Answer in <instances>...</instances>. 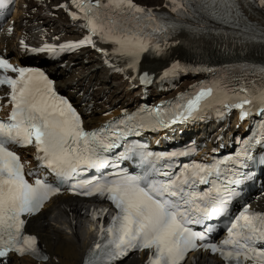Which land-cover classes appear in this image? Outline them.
I'll use <instances>...</instances> for the list:
<instances>
[{"label":"snow or ice","instance_id":"6c2138e0","mask_svg":"<svg viewBox=\"0 0 264 264\" xmlns=\"http://www.w3.org/2000/svg\"><path fill=\"white\" fill-rule=\"evenodd\" d=\"M13 2L0 0V13ZM169 6L177 17L194 20L195 31L210 32L208 21H217L239 29L238 35L247 39L264 40V28L243 16L238 0H171ZM59 7L73 22H80L78 27L86 35L58 48L50 44L28 48L21 40L25 51L56 54L91 46L106 53L99 41L122 58L128 69L135 70L144 53L164 54L167 36L182 26L134 0H68ZM259 7L264 8V0H259ZM12 31V27L7 30L9 35ZM195 70L174 63L163 76ZM226 80L217 77L166 107L142 109L87 131L81 115L57 94L54 82L43 71L15 67L0 57V88L7 89L0 101L11 105L7 120H0V264H8L11 255H27L41 262L49 259L37 237L25 233L23 217L40 213L64 186L77 196L106 199L116 210L107 227L99 226V239L105 242L95 244L86 264H112L130 250L144 251L146 264H187V256L201 250L219 254L227 264H264V213L245 208L227 228V238L219 243L211 239L216 222L228 214L231 200L254 176V146L264 147V122L259 139L245 140L234 156L209 163L174 166L176 157L189 152H154L148 144L129 139L146 129L204 118L212 111L221 115V107L239 109L246 118L253 111L254 99L264 116V89L252 97L246 88L230 89ZM141 82H148L147 74ZM17 147L34 149L39 169L46 175L31 169L26 172ZM125 162L135 163L139 171L130 172ZM259 163L264 166V157ZM98 215L93 210L94 221Z\"/></svg>","mask_w":264,"mask_h":264},{"label":"bare ground","instance_id":"6f19581e","mask_svg":"<svg viewBox=\"0 0 264 264\" xmlns=\"http://www.w3.org/2000/svg\"><path fill=\"white\" fill-rule=\"evenodd\" d=\"M20 1L22 3L16 6L17 10L12 17L15 20L18 34L24 30L34 31L45 26H50L54 33L71 35L77 33L76 26H72L68 21L63 25L57 24L50 18L53 12L51 6L58 5L64 0ZM48 1H51L50 5H48ZM136 1L144 5L153 3L163 6L164 4V0ZM255 16V21L264 26V8L259 7ZM37 22H42V25L36 24ZM236 40L239 41V39ZM1 41L8 45L11 56L16 60L23 57L16 46L14 36L5 37L3 35ZM244 60L264 62V47H241L234 43L227 44L215 39L208 40L203 37L195 38L190 35H182L167 43L164 54H154L143 62V68L154 73L152 86L146 92H143L142 88L131 90V84H128L127 80L111 77L109 70L102 67L103 58L97 55L76 58V65L73 68L66 65L58 69V66L53 64L49 69L59 71L60 75L56 76H61L57 81L59 84L64 82L61 86H70L76 93L83 91L82 95L76 96L75 102L79 106L85 127L91 130L103 125L112 117L120 116L123 109L133 110L144 96H152L155 89L161 85V82L156 81L161 71L175 61L214 66L244 62ZM199 78L184 80L179 90L183 91ZM174 94L172 92L167 95H159V98H168ZM182 138L185 140L186 136L183 135ZM24 157L27 163L34 165L32 152ZM254 203L259 207L264 206V196H260ZM100 207L101 204L98 203L78 202L67 194L56 198L41 214L28 222V233L37 237L49 255V261L44 263L29 258H13L10 264H81L90 241L95 237V225L108 218L109 208L102 207L100 209ZM93 210L99 213L95 221L92 218ZM146 260V253L142 252L130 255L120 264H144ZM187 264L226 263L220 257H210L207 252H201L191 254Z\"/></svg>","mask_w":264,"mask_h":264},{"label":"rangeland","instance_id":"374dc122","mask_svg":"<svg viewBox=\"0 0 264 264\" xmlns=\"http://www.w3.org/2000/svg\"><path fill=\"white\" fill-rule=\"evenodd\" d=\"M143 1V0H142ZM145 1H148V0H145ZM150 1V0H149ZM154 2H155V0H153ZM148 5H150V4H148ZM152 5H153V3H152Z\"/></svg>","mask_w":264,"mask_h":264}]
</instances>
